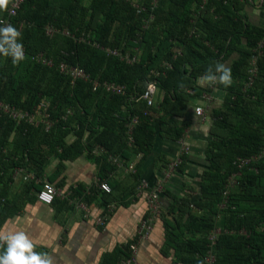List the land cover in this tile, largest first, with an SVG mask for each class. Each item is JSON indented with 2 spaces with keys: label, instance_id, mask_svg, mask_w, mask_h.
I'll return each instance as SVG.
<instances>
[{
  "label": "trees",
  "instance_id": "obj_1",
  "mask_svg": "<svg viewBox=\"0 0 264 264\" xmlns=\"http://www.w3.org/2000/svg\"><path fill=\"white\" fill-rule=\"evenodd\" d=\"M80 1L24 0L17 13L11 17L12 25L21 32L20 42L26 47V54L25 59L16 65L12 63L11 57L0 55V99L23 109H31L40 100L45 99L49 101V112L52 118H57V121L46 130L42 123H16L7 114L0 112V228L6 219L19 209V206L8 198V191L13 181L15 168L34 158L35 153H39L35 147L36 143L50 142L54 148L53 152L62 161L87 152L102 165L108 164L112 168L117 165V162L109 156L122 153L131 160L138 153H142L141 151L143 155L148 153L157 142L156 136L153 137L152 134L154 135L157 131L154 128L156 121H159V116L162 117L164 114L172 113V110L177 111L180 107L188 106H192L195 113V105L202 99L194 100L192 105L191 97H199L205 89L209 88L201 86L198 83L199 78L205 74L209 65L215 62L223 63V60L228 57L227 55L222 60L218 58L219 52L221 53L224 49L222 38L229 40L231 46L234 42L242 43L245 38V47L237 49L239 56L232 59L230 64H226L230 67L232 75L240 73L242 81L232 80L228 87L215 84V88L226 91L222 105L224 104L228 109L213 110L216 125L228 131L225 138L216 142L221 145V148L215 161L219 162L218 159L228 158L229 169L223 171L220 166H214L213 173L210 175L215 179L202 186L200 197L189 194L175 196L162 215L164 217L166 213H178L172 218L177 223L174 227L176 237L184 233V228L195 231V239L183 241L185 250L191 249L199 254L197 258L196 256L190 258L191 264L204 263L207 239L203 231L206 228L218 226L216 221L220 218L223 226L218 224L224 231L219 235L216 244V264H264V47L260 52L256 49L259 40L264 38V26L252 24L239 15L237 6L233 7L236 0H207L209 3L202 12L198 11L199 6L192 10V6L198 5L202 0H170L169 15L175 14L177 19L171 22L169 16V19L167 17L169 21H166L164 16L162 18L156 16L158 19L150 20L152 25L159 21V25L166 23V28L163 26V34L160 35L158 32L146 33L144 36L142 34L141 40L144 39L148 43L144 54L137 56L136 50L130 51L137 56V60L127 62L117 55L105 52L100 47L109 42L107 34L110 23L108 22L105 25L100 21L97 22L96 36L102 43L98 46L78 37L71 39L70 36L60 32L52 36L46 33L47 25L59 28L68 25L76 30L74 32L78 35L83 23L88 19L87 9L89 8L82 5ZM96 1L94 0L95 5L101 0ZM151 1L149 0V3ZM162 6L164 9V4ZM124 7L125 10H130L133 28L141 24L142 15L149 16L147 10L138 12L136 7L126 4ZM157 8L158 2L152 11L153 14L157 12ZM231 8L232 13H230ZM93 9L94 14H97L95 6ZM78 10L84 11V14L81 18L77 16L78 18L74 19L73 13ZM69 14H72V18L67 19L66 16ZM6 15L7 10L0 12V19ZM176 21L181 24L180 32L185 39V33L196 27L197 30L206 34V37L218 41L215 44L218 52L215 53L214 50L204 46L202 51H198L194 45L187 50L178 48L179 42L175 40L178 36L173 32ZM150 30L151 28H148L146 31ZM153 36L161 39L158 41L159 48L152 52L151 42L155 40L152 39ZM59 38L68 39L70 46L61 45ZM114 38L115 48L126 51L121 45L124 39L122 27H119ZM191 41H196L195 37ZM201 45L203 44L200 42ZM39 51H44L51 57L54 64L48 66L36 61L34 56ZM254 54L257 75L252 84L246 87L250 56ZM62 60L84 67L97 78L123 84L126 89L125 94H115L102 89L93 90L88 82L82 80L72 83L70 78L57 68L58 62ZM163 61L170 62L171 67L163 68L164 72L160 71V75L157 76L160 95L153 105H147L145 100L139 97L144 92L148 81L154 78L152 70L156 68L162 70L160 64ZM68 108H71L72 113L63 119L61 115ZM229 110L230 114H228ZM134 114L138 115L139 120L132 128L134 142L130 144L127 124ZM232 115L236 116L234 123L231 121ZM151 117L154 120L152 124L149 122ZM198 117H205V115H198ZM254 122L257 123L255 128L251 126ZM70 132H73L75 139L67 143L65 138ZM12 134L14 136L10 138ZM149 136H152L151 149L146 148ZM135 142L138 145L130 147ZM96 146H101L104 150H96ZM240 155L250 159L241 167L233 162ZM130 160L123 163L127 164ZM182 161L181 158V163ZM38 163V167L42 168L41 162ZM140 165L139 159L136 165L137 170L133 173L128 171L136 178V187L140 182L139 179L143 177ZM241 174L243 176L240 180ZM229 177L236 179L231 186H227ZM42 184L41 182L39 189ZM239 185L244 188L233 192V189ZM111 191L104 190L107 194H111ZM224 197H227L225 207L229 204V200L234 203V206L233 208L229 206L222 217L216 212L218 208L221 211L220 204ZM206 198L212 200L215 206V213L211 212L210 216L201 212L200 200ZM193 209L195 212L191 213ZM179 225H183L180 233L176 227ZM176 248L179 249V245H176ZM3 251L4 248L0 247V254Z\"/></svg>",
  "mask_w": 264,
  "mask_h": 264
},
{
  "label": "crops",
  "instance_id": "obj_2",
  "mask_svg": "<svg viewBox=\"0 0 264 264\" xmlns=\"http://www.w3.org/2000/svg\"><path fill=\"white\" fill-rule=\"evenodd\" d=\"M234 6L248 22L264 26V0H236ZM225 93L224 89L215 88L213 96L222 101ZM191 114L198 119L192 106ZM163 137L160 136V141L148 153L141 155L140 168L149 186H162L165 210L175 196L187 195L190 185L184 183L177 171L164 178L160 161L163 154L176 156L179 150L171 147L172 144L163 145ZM65 139L70 143L75 135L70 132ZM35 147L39 153L14 170L16 175L8 198L19 209L6 219L0 232H25L36 250L49 253L55 264H191L190 258L199 257L195 251L183 248V241L196 238L195 231L184 228L181 236L174 235L177 223L172 218L177 212L154 218L150 230L141 226L148 216L146 192L137 190L136 178L125 164L117 163L114 168L102 165L87 152L62 161L50 142L36 143ZM45 179L57 187L51 204L37 199V191ZM100 181L111 185V194L100 188ZM194 212L195 209L191 211ZM98 216L106 217L103 224L96 221ZM182 226H176L178 233L182 232ZM135 242L137 249L133 254L130 245Z\"/></svg>",
  "mask_w": 264,
  "mask_h": 264
},
{
  "label": "rangeland",
  "instance_id": "obj_3",
  "mask_svg": "<svg viewBox=\"0 0 264 264\" xmlns=\"http://www.w3.org/2000/svg\"><path fill=\"white\" fill-rule=\"evenodd\" d=\"M80 2L82 5L88 6L89 8H92V9H89L87 7L89 9V10L87 9L88 19H86L85 23H83V26H82V29L80 30V33L77 35L74 32L76 30L71 29L68 25H64V28H68L71 31V34H72V36H70L71 39L78 37L82 40H88L91 43H93L95 46L96 45L98 46L102 43H100V40L97 39V36H96L95 29H96L97 22L99 23V21H100L104 25L107 22L110 23V26L108 28V34H107V39L109 42H108V44L106 43V44H104V45L102 44L100 46L101 48H103V50L105 52H108L110 49L116 47L114 45L115 44L114 43V40H115L114 37L116 36V33L119 30V27H122V31L124 32V39L121 43L122 47L128 51L136 50L137 56H141L142 54H144L145 49L148 45V43H146L144 41V39L141 40L142 39L141 35L143 34V36H144L146 33L150 34V32L154 33V34L158 32L161 35V34H163V31H164L163 26L166 25V23L165 24L162 23L161 25H159L160 21L158 23L155 22V24L152 25L151 24L152 21L151 22L147 21L149 16L146 14V15L141 16V19H140L141 24L139 26H135L133 28V25L131 24L133 22L132 21L133 18L130 19V13H129L130 10L129 9L125 10L124 5L126 4L128 6H134V7H136L137 5L147 6L149 4V0H101V1H99V3H96V5H95V2H97L96 0H95V2H94V0H81ZM157 2H158V8H157V12H155V14L152 13L154 15L153 18L155 19L158 16H161L160 18H162L164 16L166 18V21H169L168 19L170 17L171 22H174V20L177 19V16H175V14L169 15L170 10H168V7L170 5L169 2H171V1L170 0H157ZM208 3H209V1L202 0V2L199 3L198 5H193L192 10H194V8L196 6H199L198 11L202 12L204 7H206ZM227 3H228V1H227ZM163 4H164V9L162 6ZM94 6L97 9V14H94V11H95L93 9ZM177 7H178V5L176 4V8ZM79 11L80 10L75 11L73 13V14H75V15H73L74 19H77L78 17L81 18V16H83L84 11H80V13H79ZM90 11H92V12L90 13ZM232 12H233V10L231 8L230 13H232ZM71 15L69 14L68 16H66V18L67 19H69L70 17L72 18ZM194 15L196 16V13H194ZM167 17H168V19H167ZM244 19L247 21L245 16H244ZM175 23L176 24L173 28V32L176 36L179 37V38L175 37V38H177L175 40L177 42H179L178 48H181V49L184 48L187 50L190 46L194 45L195 46L194 48H196L198 51L199 50L202 51L204 47H206V48L208 47V48L214 50L215 53L218 52V48L215 46V44L218 43V41L216 42V41H213L212 39L206 37L207 35L203 34L200 30H197L196 27L190 29L189 31H187V33H185L186 34V39H185V36L181 35L182 33L180 32L179 27H181V24L177 21ZM166 26L164 28H166ZM148 28H151V30L147 32L146 30H148ZM178 28H179V30H178ZM144 31H146V32H144ZM130 35H132V36H130ZM153 37L154 38H152V39H155V40H154V42H151V44H153L152 45V52L159 48L158 41L161 39V38L159 39L155 36H153ZM194 37H195L196 41L192 42L191 40H192V38L194 39ZM59 39L61 41L60 44L62 43L61 45L67 44V47L70 46V41L68 39H64V38H59ZM221 41L224 44L223 45L224 49L222 48L223 49L222 52L221 53L219 52L218 58H219V60H222L223 58H225L228 55V57L225 58V60H223V63L226 64L227 62L232 61V59L239 56L237 49L239 47H241V48L245 47L244 43H245L246 39L244 38L242 43L240 41H238L237 44H236V42H234L232 44V46L230 45V41L227 39L222 38ZM200 42L203 45L200 46ZM234 55H235V57H234ZM250 57L252 58V55ZM251 58H250V61H251ZM236 65H234L235 68H236ZM242 68H244V67H242ZM236 70H238V69L236 68ZM155 71H159V72L163 71L164 72V69L162 68V70H161L159 68H156ZM238 73H239V71H238ZM232 80L242 81L241 77H240V73L232 75ZM213 86L215 87L216 85H213ZM158 97L159 96L157 94L156 98H158ZM201 97L202 96H199L196 98L191 97L190 103L192 105H194V100L200 99ZM222 103H223V100L219 101L217 96L216 97L213 96V99L208 100L205 103V112H204L205 117H201V118L198 117V119L195 118L193 114H191V106L190 107L188 106L189 108L188 107H183V108L180 107L177 111L172 110V113H170V114H164L162 117L159 116V121H156V126L154 128V129H157V131H155L154 135L152 134V136L153 137L156 136L157 140H159V141H160V136L161 135L164 136L163 137L164 139L162 140L163 145H167V147H169L170 144H172L171 147H175L176 151L179 150V152L176 156L171 155L169 153H168V156L163 154V157L160 160L161 164L165 170V168H167L168 164L171 161H173L174 158H176V157L180 158L181 157L183 161H182V163H180L178 165L175 172L177 171V172L181 173L182 176H180V177L183 179L184 183H186V185L187 184L190 185L186 190L187 194L195 195V197H200L201 189H202V186L204 184H209L211 182V180L215 179V178H213L212 175H210L213 173L212 168H215L214 166H216V165L220 166L223 171H225V170L228 171V169H229V159L228 158L218 159L219 162L215 161V159L217 158V153L220 151V148H221V145L217 144L216 142L225 138V136L228 134L227 129H220L216 125V123H215L216 121L214 122L215 118L213 115V110L216 108L217 109L222 108L224 110L227 109L224 106V104L222 105ZM228 114H230V110L228 111ZM187 118H190V119H187ZM152 119L153 118L151 117V120L149 121V122H151V124H152V122H154V120H152ZM235 120H236V116L232 115L231 116L232 123H234ZM256 125H257V123L254 122L251 126L253 128H255ZM160 131H161V133H158ZM152 136L148 137V140L146 141V148H149V149L152 148L151 143H150ZM190 137H193V138H190ZM253 140H254V138H253ZM147 144L149 145L148 147H147ZM155 144H156V142H155ZM127 145L129 146L128 143H127ZM135 145H138V144L135 142L134 145L130 146V147H135ZM184 145L187 146L188 148L183 149ZM141 152L143 153V151H141ZM115 156H117L119 158V160H121L122 162L130 160L129 157L123 155L122 153H120V154L117 153V154H115ZM242 176H243V174H241L240 180H241ZM166 177L167 176H165V178ZM216 181H217V179H216ZM243 188L244 187L242 185H239L233 189V192L238 191V189L242 190ZM229 206H231V208H233V206H234V203H231V200H229V204L226 207L222 206V203H221L220 204L221 211H219V208H218V212H216V214H219L220 216L223 217L224 214L226 213V211L229 209ZM200 207H201L202 214L210 216L209 214L211 212L215 213V206L213 205V201L208 199V198L200 200ZM223 207H224V209H222ZM220 221H221V218L218 221H216L217 222L216 224L218 226H220L219 224H221ZM213 228L214 227L204 229L203 235H204V237H206V239H207L208 234L211 232V230ZM195 235L196 234H194V237H195Z\"/></svg>",
  "mask_w": 264,
  "mask_h": 264
},
{
  "label": "built area",
  "instance_id": "obj_4",
  "mask_svg": "<svg viewBox=\"0 0 264 264\" xmlns=\"http://www.w3.org/2000/svg\"><path fill=\"white\" fill-rule=\"evenodd\" d=\"M23 1L24 0H11L10 4L8 6V9H7V15L2 17L0 19V21H3L5 24H11L12 25L11 17L17 13L18 8L20 7V5ZM156 5H157V0H152L147 6L137 5L136 8H137L138 12H142L144 10H147L149 12V18L147 21H150L153 19L154 15L152 14L153 13L152 11L155 9ZM57 32H60L64 35L72 36L71 31L68 28H64V27L59 28V27H55L53 25H48L46 28V33L50 36L56 34ZM263 47H264V38L259 40V42L257 43L256 49H258L260 52ZM23 50H24V53L26 54V47L24 45H23ZM108 53H111L113 55H117L122 60H125L127 62H134L137 60V56L135 54L131 53L128 50L123 51L120 48L114 47V48L110 49L108 51ZM34 57H35L36 61H38L42 64H45L48 66H52L54 64V60L51 57L47 56L44 51H39L38 53L35 54ZM160 65L164 69L171 67V63L168 61H163ZM57 68L61 73H63L64 75H67V77L70 78L72 83H75L77 80H82V81L88 82L91 85L93 90L102 89V90H105L107 92H111V93H115V94H125V92H126L125 86L123 84L118 83V82L113 81V80L97 78V77L93 76L89 71H87L84 67H82L78 64H73V63H69L67 61L62 60V61L58 62ZM152 71L154 74V78L149 80L148 83H152L155 85L156 93L154 96L149 97L152 100L151 105H153L156 102V95L158 94V96H159L160 92H161L159 90L158 80H157V76H159L160 72L155 71V70H152ZM256 75H257V63H256V56L254 54V55H252L250 65L248 68V77H247L246 84H245L246 87L248 85L252 84ZM205 86H207V85H205ZM208 87L212 90H208L209 88L207 90L205 89L201 95L202 101L195 105V113L199 116L204 115V112H205V104L204 103H206L208 100L213 99V91H214L215 87L213 85L208 86ZM145 91H146V88H145L144 92L140 95L139 98L143 99ZM143 100H145V99H143ZM145 102L147 105H149L147 100H145ZM49 110H50L49 109V101H47L45 99L40 100L31 109H23V108L17 107L16 105H13L9 102H6V101L0 99V112L7 114L16 123H20V122H28L31 124L42 123L45 126L46 130H48L57 121V118H52ZM71 113H72L71 108H68L66 110V112L61 115V117L64 119L68 115H70ZM138 120H139L138 115L134 114V115H132L130 121L127 124V127H128L127 132L129 134L130 144L132 142H134V138L132 136L131 131H132L133 126L138 122ZM187 148H188L187 146H185V145L183 146V149H187ZM96 150L103 151L104 148L101 146H98L96 148ZM141 155H142L141 153H138L136 155V157L131 159L127 164L123 163L116 156H109V158L112 159L113 161H116L118 164H121V165L125 164L126 169L129 172L133 173L137 170L136 165L138 163V160L141 158ZM249 161H250V159L248 157L240 155V156H237L233 162L237 166L241 167L242 165H246ZM180 163H181L180 158H178V157L174 158L173 161H171L168 164L167 168H165V170L163 171L164 178H165V176L169 177L171 174H173V172H175L176 168L178 167V165ZM15 175H16V172L13 176H15ZM139 181L140 182L137 186V190L146 192V198H147V202H148V216H146L142 220L141 226L145 230H150L152 228L153 219L160 217L164 211V206H163V202L161 199L162 186L158 184L155 187L154 186L151 187V186H149L148 181L144 177L140 178ZM234 182H236V179L234 177H229L227 186L233 185ZM99 186L101 189L105 190L106 192L111 191V185L106 181H100ZM56 193H57V187L55 186V184L53 182L45 179V180H43V184H42L41 188L37 191V199L43 203L51 204L55 198ZM226 193L227 192H225V194ZM226 201H227V197H224V200L222 202V206H225ZM191 205L193 206V204H191ZM105 219H106L105 216H98L96 218V221L100 224H103L105 222ZM223 231H224V229L221 226H216L208 234L207 248H206V252L204 255V263L203 264H216V261H217L216 244H217V240H218L219 235ZM136 249H137V243L136 242L132 243L130 245V250L133 254L136 252Z\"/></svg>",
  "mask_w": 264,
  "mask_h": 264
},
{
  "label": "clouds",
  "instance_id": "obj_5",
  "mask_svg": "<svg viewBox=\"0 0 264 264\" xmlns=\"http://www.w3.org/2000/svg\"><path fill=\"white\" fill-rule=\"evenodd\" d=\"M9 3L10 0H0V10H7ZM0 25V55L11 57L12 63L16 65L25 59L23 44L20 42L21 32L3 21H0ZM198 83L201 86L220 84L228 87L232 83L231 69L224 63L215 62L209 65ZM155 93V85L148 83L143 99L151 105L149 97ZM0 247L4 248L0 254V264H55L49 253L35 250V245L23 231L0 232Z\"/></svg>",
  "mask_w": 264,
  "mask_h": 264
}]
</instances>
